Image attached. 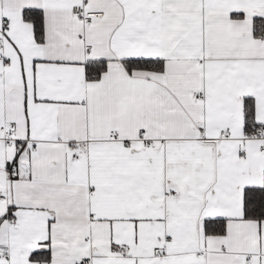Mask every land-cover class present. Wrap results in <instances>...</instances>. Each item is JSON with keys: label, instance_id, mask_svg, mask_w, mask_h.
I'll use <instances>...</instances> for the list:
<instances>
[{"label": "snow or ice", "instance_id": "snow-or-ice-1", "mask_svg": "<svg viewBox=\"0 0 264 264\" xmlns=\"http://www.w3.org/2000/svg\"><path fill=\"white\" fill-rule=\"evenodd\" d=\"M0 264H264V0H0Z\"/></svg>", "mask_w": 264, "mask_h": 264}]
</instances>
